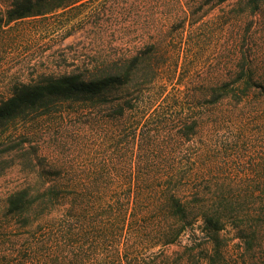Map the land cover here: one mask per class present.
I'll return each instance as SVG.
<instances>
[{
	"label": "rangeland",
	"instance_id": "rangeland-1",
	"mask_svg": "<svg viewBox=\"0 0 264 264\" xmlns=\"http://www.w3.org/2000/svg\"><path fill=\"white\" fill-rule=\"evenodd\" d=\"M11 2L0 0V101L17 83L79 67L88 71L117 59L128 65L130 54H137L140 61L132 84L108 89L98 98L113 101L138 95L140 102H131L146 110L148 119L159 111H186L198 117L196 134L189 141L176 138V126L162 133L173 144L184 142L199 151L197 174L216 190L209 191L205 183L207 207L227 213L264 209V95L253 87L241 100L230 95L213 102L212 94L222 80L237 78L242 47L252 48L259 72L255 79L264 81V3L256 16L250 0H41L34 10L45 13L6 24ZM156 63L169 71H153ZM144 79L153 82L138 93ZM61 105L54 103L47 113L34 112L26 121L0 127V264H7L3 257L9 263L18 258V246L12 247L11 240L22 241L26 230L21 219L8 214L7 197L42 171L43 160L66 163L65 175L87 176L97 165L106 166L105 176L135 174L139 145L130 146L132 153L125 159L116 150L96 155V144L110 122L96 114V127L91 128V112L76 113L66 103ZM129 117L136 121L134 113ZM217 192L229 197L230 209L219 208ZM258 218L246 230V240L231 226L214 233L197 223L175 243L154 246L126 239L121 251L130 264H207L216 247H225L233 264H245L243 259L262 264L264 214Z\"/></svg>",
	"mask_w": 264,
	"mask_h": 264
},
{
	"label": "trees",
	"instance_id": "trees-1",
	"mask_svg": "<svg viewBox=\"0 0 264 264\" xmlns=\"http://www.w3.org/2000/svg\"><path fill=\"white\" fill-rule=\"evenodd\" d=\"M40 1L12 0L5 23L45 13L34 10ZM250 1L254 7L253 14L258 16L264 0ZM242 49L236 65L237 78L232 82L222 80L214 86L213 102L230 95L241 100L253 87L264 95V81L255 79L259 72L251 57L252 48ZM130 55L132 58L128 65L117 59L104 67L96 64L88 71L79 67L61 75H50L41 81L17 83L11 95L0 101V127L9 122L23 121L34 112L47 113L54 103L63 107L66 103L67 108L76 110V113L91 112V128L96 127V114L110 122L106 131L101 129L96 155H111L116 150L125 159L132 153L130 146L139 145L140 149L135 174L120 177L103 175L105 165L92 167L94 171L87 176L65 175L66 163L52 164L43 160L42 171L28 178L23 187L15 189L7 197L8 214L19 221L21 219L26 230L22 241L20 238L11 240L12 247L18 246L15 252L18 258L9 263L3 257V262L130 264L128 254L121 251L122 243L127 244L126 239L134 244L165 246L175 243L189 228L201 223L204 229L214 233L231 226L239 238L246 240L250 236L246 231L248 227L258 223V214H264V209L230 210L227 213L207 207L206 192L214 185L197 174L199 151L194 152L184 142L173 144L165 140L168 135L162 133L176 126V138L189 141L196 134L198 117H190L186 111L175 115L159 111L148 119L146 110L138 109L131 102L132 99L140 102L138 95L113 101L105 96L98 98L108 89L132 84L140 58L137 54ZM153 65V71L161 74L169 71L166 67L163 70L159 63ZM151 82L144 79L138 84V93L145 87L150 89L148 84ZM178 106L181 107L180 104ZM101 108L112 109V112L100 113ZM59 110L63 113V109ZM129 113H134L136 121L129 120ZM205 183L210 185L209 191L205 190ZM213 190L216 191L215 188ZM214 196L219 200V208L230 209L232 202L228 196H218V192ZM238 217L240 222H237ZM219 262L233 264L225 247H216L207 259V264ZM243 262L248 264L247 259Z\"/></svg>",
	"mask_w": 264,
	"mask_h": 264
}]
</instances>
